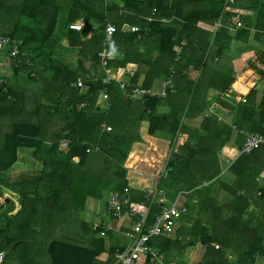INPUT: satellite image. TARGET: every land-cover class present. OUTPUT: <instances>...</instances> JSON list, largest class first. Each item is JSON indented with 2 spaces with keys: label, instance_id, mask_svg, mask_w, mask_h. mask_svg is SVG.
Masks as SVG:
<instances>
[{
  "label": "trees",
  "instance_id": "16d2710c",
  "mask_svg": "<svg viewBox=\"0 0 264 264\" xmlns=\"http://www.w3.org/2000/svg\"><path fill=\"white\" fill-rule=\"evenodd\" d=\"M118 1L120 6L114 0H69L64 4L67 11L59 44L54 39L62 6L59 0H0V34L18 47L16 58L9 59L11 75L22 78L24 85L17 84V79L10 84L3 78L4 91L0 88V186L2 178L12 182L5 185L7 190H0V196L5 194L17 203L16 209L10 206L1 214L5 220H0V251L12 242L17 241L14 246L21 243L24 249L17 264H32L35 257H45L46 264H101L97 258L104 250L109 258L113 256L114 250L105 249L101 238L83 237L87 227L78 215L86 198L100 200L104 194L121 193L126 186L125 168H136L139 155L133 149L137 145L128 152L131 144L141 142L138 128L144 121L147 135L167 133L174 147L165 160V176L159 178L155 189H162L161 182L169 188L182 186L187 191L183 207L187 211L192 207L194 212L191 217L178 218L182 224H190L186 231L177 229L173 239L157 237L149 245L163 256L180 260L186 247L203 246L198 264H263L264 213L253 223L245 213L247 197L238 192H247L255 185L258 171L249 158L264 147L239 155L228 165L227 170L234 175L229 184L218 177L215 154L231 143L239 150L245 134L264 136V92L256 102L253 89L243 104L240 97L235 98L238 103L225 98L234 105L233 111H226L234 115L229 125L202 115L210 101L220 97L215 93L207 100V92L221 93L232 82L216 71L208 76L205 61L218 57L232 41L243 45L250 38L264 41V0H234L228 11L223 8L227 0ZM235 14L241 26L230 31L225 25ZM219 17L222 24L214 35L197 28L199 23H213ZM8 19L12 22L6 26ZM77 20L84 21L81 29L69 30ZM107 23L115 31L106 67L115 77L104 85L97 53ZM123 24L138 27L139 38L121 32ZM73 49H78L82 58L70 68L61 62L60 52ZM84 61L89 62L87 67ZM127 64L135 68L129 71ZM77 79L85 85L84 91L70 87ZM118 81L125 84L123 91ZM250 86V81L244 86L235 82L231 88L245 93ZM137 87L151 91V95L132 97L131 91ZM103 88L107 99L99 106L98 92ZM162 90L164 95L160 96ZM29 102L31 108L26 112ZM199 115L202 118L196 129L182 124V120L191 121ZM229 126L238 134L231 143ZM144 139L146 143L151 140ZM61 142L64 151L60 150ZM21 148L30 149L41 168L10 181L5 173ZM138 183L146 186L143 179ZM28 187L30 191L25 190ZM142 196V191L131 189L132 206H138ZM159 210L160 205L150 201L149 223ZM7 212H14L12 218ZM54 226L60 227V238L50 237ZM39 229L50 237L46 242L35 240ZM80 231L83 235H78ZM100 231L95 227L91 234ZM230 258L235 261L230 263Z\"/></svg>",
  "mask_w": 264,
  "mask_h": 264
},
{
  "label": "crops",
  "instance_id": "0c3cea01",
  "mask_svg": "<svg viewBox=\"0 0 264 264\" xmlns=\"http://www.w3.org/2000/svg\"><path fill=\"white\" fill-rule=\"evenodd\" d=\"M185 4H186L185 6L187 8L190 7V3H185ZM77 21H79V20H77ZM77 21H75V22H77ZM231 22H233V21H231ZM207 24H208V27L206 26ZM218 24H219V26H221L222 17H219V19H217L213 23L201 22L197 25V28L203 29V30L209 32L210 35H214V32L217 31L216 29H217ZM212 25L214 28L212 27ZM204 26H206L207 28H204ZM212 41H213L212 38L209 39L208 46H211ZM62 42L65 43V40H62ZM2 54H3L4 59L0 56V69L7 68V65L9 67V62H10V60L7 59L5 54L4 53H2ZM0 55H1V53H0ZM116 55L117 54H115V57H116ZM242 59L244 61H242ZM84 63L87 65L89 64L88 61H84ZM205 64L207 66V69H206L207 73L206 74L208 76L211 75V73H214L216 71V74L218 73L222 77H228V78H231V80H232L229 87L221 93H218L219 92L218 90L208 91L207 92V100H209V98L212 95H214L215 93L220 94V97L217 100H223L234 108V105L232 103H230L229 101H227L225 98H227L228 100H231V102H233V103H238V100H236L235 98L240 97L242 99L239 100V103L243 104L244 103V97L250 90L253 89L255 91V97L253 99V102H256L257 98L259 97L261 92H264V69L261 67V66H264V47H263L262 41H260V42L252 41L250 38V40L247 42L246 45H243L240 43H234L232 41L230 43L229 47L227 49L223 50L218 57H214L212 59L208 58L205 61ZM127 66H128L129 71L131 70V68L132 69L135 68L133 65H130V64H127ZM252 74H256L257 76H260L258 81L255 80L256 79L255 75L253 76ZM208 76H206V77H208ZM0 77L5 78L7 80L6 77H3V76H0ZM240 77H243L244 80L241 81ZM142 78H143V75H140L139 79L141 80ZM249 81L251 82V86L247 89V91L245 93H241L239 90H237L235 92L231 88V85L235 82L240 83L241 86H244V84H246ZM217 100L212 99L210 101V103L206 106V109L203 111L204 113L202 116H212L217 120L218 123H220V124L224 123L225 125H229V123H231L233 121L234 115L233 114L227 115L228 111L224 110L223 108H222V111L218 110V108L215 105V104H217ZM231 111H233V109ZM215 114L217 116H219V118L222 120H218L215 117ZM202 116L201 115L196 116L191 121H193V120L195 121V118H197V117L201 121ZM142 123L145 124V127H146V125H147L146 122L142 121ZM230 129H231V134H230V143H231V138L232 139L235 138V136H237L238 134L236 133V131L234 130L233 127H230ZM241 132H239V134H241ZM145 135H146V133H145ZM146 137H148V135H146ZM148 138L155 139V140H162V139L151 137V136ZM143 139L144 138H142V140ZM163 141H167V140H163ZM231 145L232 144L224 145L219 151H217L215 154L216 158L219 159L222 154L224 155V157H223L224 160H226L227 158H230L229 153H231V150L233 152L237 151L235 149L236 147H234V146L232 147ZM23 152H27V153L31 154L32 151L30 149H23V148L18 149L16 151V161L10 167V169L5 173L6 177L15 178V181H17L20 178H24L25 175H27L28 173L33 174L32 173L33 169L38 171L39 165L41 168V164L38 161H36L35 159H33L32 157L30 160L23 159L24 158ZM249 159H252L251 164L253 165V168H255L256 171H258V174L255 177V185L252 184V186L250 187V189H248L247 192L240 191V192H238V194H242V195H245L247 197L246 202H247L248 206L245 209V213L252 217V219L254 220L253 223H256V218L258 217V214L264 213V149L255 152L253 154V156H250ZM21 160L26 162V169H24L25 168L24 163H23V166L21 167V164H20ZM72 160H73V162L77 161L75 158ZM244 160L246 161L245 163L247 164L248 163L247 159H244ZM220 164L222 165L221 162H218V165H220ZM34 166H38V167L34 168ZM227 169H228V165H227ZM227 169L223 170L220 168V173H219L218 177H219V179L222 178L221 179L222 181L229 184L233 181L234 175L232 173H230L229 170H227ZM155 170L156 169H154L152 171V173L153 172L155 173L158 171V170H156V171ZM145 171H146V169H145ZM1 180H2V187L0 186V190L5 191L8 188L5 185L6 184L8 185L9 183H12V182H8L6 179H3V178ZM144 181L146 182V186H148V185L150 186V183H149L150 179L148 176H145ZM132 186H133L132 190L141 191V188L144 185L138 184V182L133 181ZM139 186H141V187H139ZM151 187L153 188V190L155 189V186L153 183H152ZM4 188H6V189H4ZM25 190L30 191L31 188L28 187ZM261 192H262L261 197L263 199L259 198V196H260L259 194ZM107 195L109 197L111 195V193H107ZM0 199H1V202L3 199L4 204H6L9 200L10 205H8V206H11V208L13 207V209H14V207H15V209L17 208V203H14L13 199L8 198L5 194H2L0 196ZM180 199L181 198L178 195L177 200H180ZM100 200H94V199H90V198L85 199L83 209L80 211L78 218L81 222L86 224L87 234L83 235L82 232L80 231V232H78V235H83V237H86V238L90 237V236L101 238L104 242V248L105 249L110 248V249L114 250V254H115L118 251H121V249H123L127 244V239L123 236L122 232L127 228L128 224L125 222H122V221L113 220V222L114 221L116 222V225H110L107 222H104V219H102L101 217H98L97 215L91 216V215H94L96 213V211H98L99 206H100V202H99ZM181 204L183 205V202ZM13 213L14 212H10V214H13ZM176 225L177 224H175L172 235L169 236L168 238H170V239L174 238L175 231H176V229H175ZM95 227L101 229V231L98 234L92 235L91 230L95 229ZM263 235H264V228H263ZM12 243H14V242H12ZM197 247H199L200 249L198 248V250H196ZM2 252H5V249ZM202 253H203V249H201V246H199V245L186 247L183 250L181 260L175 258L172 255H164L163 256L164 257V263L165 264H198V262L201 259ZM114 254H113V256H111L109 258L107 251L104 250V252L99 255L97 260L101 264L102 263L104 264L106 262L108 264H117L115 262ZM2 263L3 262H1V264Z\"/></svg>",
  "mask_w": 264,
  "mask_h": 264
},
{
  "label": "built area",
  "instance_id": "2783aa9c",
  "mask_svg": "<svg viewBox=\"0 0 264 264\" xmlns=\"http://www.w3.org/2000/svg\"><path fill=\"white\" fill-rule=\"evenodd\" d=\"M234 0H227L224 4V10H229V6L232 5ZM149 21V20H148ZM231 21L225 25V27L232 31L235 28H239L241 26V22L239 19V15L235 14ZM68 26L69 30L79 31L82 27L84 21H78ZM219 26V24H218ZM138 27L129 26L123 24L120 26V31L123 33H132L138 35ZM115 31L114 26L111 24H105L102 31V42L101 49L97 53V57L99 58L100 66L104 71V77L101 79V83L106 85L111 78L115 77L113 71L107 68V63L111 60V55L108 52V47L110 45V40ZM264 47V41H263ZM0 53H4L8 59H15L18 54L17 43L6 36L0 34ZM17 64V63H16ZM119 88L123 91L124 85L122 82H119ZM6 84V80L0 77V88ZM70 87L78 88L82 91L86 89L85 85L77 79L74 83L70 85ZM170 86H168L169 88ZM164 89V88H163ZM4 91V88H2ZM99 102L103 103L107 99L105 88L101 89L98 93ZM130 95V94H129ZM143 95H151V91H146L143 89H133L131 91L132 97H140ZM164 95V91L162 90L160 96ZM100 103V104H101ZM218 109L222 111V108L215 104ZM109 128L105 127V131H108ZM260 147H264V136L253 133V134H245L243 138V142L236 152L231 154L225 160L226 164L229 165L231 161L236 159L239 155H247L251 152L259 149ZM137 176L136 179L141 176H148L150 179V186H143L141 191L143 192L142 201L138 204V206H132L129 201V192L133 188L132 182L130 178L126 179V186L122 189L121 193L111 194L106 202L105 207L107 212L111 215L113 220L116 221H124L128 224L127 228L122 232L123 236L127 239L126 246L117 253L114 254L115 262L117 264H165L164 257L159 253L158 249L149 245V242L157 237L168 238L172 235L175 224L180 215L186 213V209L183 207L181 203L178 202L177 197L174 201L169 202L165 205V199L163 197V193L160 192L157 200L154 199L155 192L152 185L153 176H149V174H143L142 172L137 170L135 171ZM158 174V171L155 172ZM159 192V191H158ZM150 201L156 202L160 205V210L157 215L153 217V220L148 222V207ZM217 248V246H214ZM4 252L0 251V264L3 260Z\"/></svg>",
  "mask_w": 264,
  "mask_h": 264
},
{
  "label": "rangeland",
  "instance_id": "374dc122",
  "mask_svg": "<svg viewBox=\"0 0 264 264\" xmlns=\"http://www.w3.org/2000/svg\"><path fill=\"white\" fill-rule=\"evenodd\" d=\"M12 1H17V0H12ZM114 1H115V3L117 5L120 6L121 3L118 0H114ZM67 2H69V0H59V3L62 4V6L60 7L61 10L58 12V20L60 22L58 21V24H57V26L55 28V35H54V39L57 42L59 41L60 36L63 35V30H61V28H63L64 27L63 24H65V17H66V11L67 10H66V7L64 6V4H66ZM11 22H12V19L6 20V24H7L6 26H8ZM229 22L231 23V21H229ZM77 23H79V22L77 21ZM206 26L208 27V24ZM206 26H204V28H207ZM58 43L61 44V42H58ZM60 53H61L60 54V57L62 58L61 59V62H63L64 64L69 65L70 68H73L76 65V61L78 59L82 58L81 57V54L79 53V50L78 49H75L74 51H71V52H62L61 51ZM84 53H86V52H84ZM0 56L3 58V54H1ZM82 60H84V58ZM83 65H84V67H87L88 66L85 63H83ZM261 67L264 69V66H261ZM11 74L12 73H11V70L8 67V65H7V68L0 69V76L6 77L7 80H8V83L10 82V84H14V82L17 79V80H19V83H17V84H21L22 86H24L23 85V79L22 78L16 77L14 79ZM252 75L253 76L255 75V78H256L255 80L256 81H258V79L260 78V76H257L256 74H252ZM100 105H103V104L101 103ZM29 108H31V103L30 102L25 104L26 112L29 110ZM218 110H220V109H218ZM215 117L216 118H219V116H217L216 114H215ZM182 122H183L182 123L183 125H185V126L187 125V126H189L191 128L196 129L198 127V125H199L200 120L197 117V118H195V121L193 120V121L190 122V121L182 120ZM145 128H146L145 127V124L141 123L140 126H139V128H138V132H139V136L141 138V142H136V143L131 144L130 149H129V152H128V154L130 152L132 153L133 152V151H131L132 148L135 145H137V147H135L133 149V150H135V152H138V155H139V159L137 160V163L135 164V166L137 165L136 168L134 170L133 169H127V168H125V162H126V159H127L128 154H127V156L125 158V161L123 163V167L126 169L125 178H127V177L130 178V180H131L132 183H133V181H135V182L138 181L139 182L140 179L145 180V177L144 176H141L140 178L136 179L137 174H136L135 171L139 170V171L142 172V175L143 174H149V176L152 175L153 176L152 183L155 186V185H157V182H158L159 178L162 179L165 176L163 174L164 173V170H166L164 168V166H165V160L168 157V154H170L174 150V147L171 144V140H170L171 137L167 133H164V134L156 133V135H154V137L155 138L162 139V140L151 139L149 143L148 142L146 143L145 142V139L142 140V138H145L146 135H147ZM145 133H146V135H145ZM148 137H150V136L148 135ZM151 137H153V136H151ZM163 140H167V141H163ZM172 143L175 144L174 142H172ZM63 144H64V142H61L60 150H62V151L65 150V146ZM233 153L234 152L231 150V153H229V155H231ZM23 154H24L23 155V157H24L23 159L30 160L31 157H32L30 153L23 152ZM223 157H224V155L222 154L219 159L217 158V163L218 162H221L222 165L221 164L218 165V168L220 167L221 169L225 170V169H227V164H226V162H225V160H224ZM143 160H145V161L147 160V161L146 162H143ZM23 163H24V167H25L24 169H26V162L23 161V160H21V162H20L21 167L23 166ZM37 167L38 166H34V168H37ZM220 168H219V170L217 169V171H218L217 173L218 174L220 173ZM38 169H40V165H39V168ZM145 169H146V171H145ZM154 169L158 170V174H156L154 172L152 173V171ZM34 171L36 172V170L33 169V172ZM34 178H35V176L32 179H34ZM9 179H10V181H13L14 180V178H10V177H9ZM160 186L162 187V189L159 188V189L154 190V192H155L154 200H157L158 199L159 194L161 192V193H163V197L166 200L165 201V205H167L169 202L174 201L178 195L181 198L180 200H178V202L179 203H182L183 202L185 193H187V191H185V189H183L182 186H180L181 188L178 187V189L176 187L169 188L165 182H161ZM139 187H141V186H139ZM107 197H108L107 194H104L103 195V197L99 201L100 202V206H99L98 211H96V213L94 215H91V216L97 215L98 217H101L102 219H104V222H107L110 225H116V222L115 221L113 222V219L110 217L111 215L105 209L106 208L105 207V202H106ZM5 206H6V204L3 203V199H2V202H1V199H0V217H1V214L3 212L8 211L10 209V206H7V207H5ZM191 209H192V207L190 208L189 211L186 210V213H185L186 216H184L185 214H182V218H185L187 216L188 217H191L194 214V212L191 211ZM6 216H8V218H12L13 215L12 214H9L7 212L6 213ZM0 220L2 222H4L5 219L0 218ZM122 222H124V221H122ZM181 222H182V219L180 218L177 221V223H176L177 225H176V228L175 229L176 230L177 229L182 230V228H183L182 231H186V229L189 227L190 224H188L187 222H185L184 224H182ZM38 225H39V228L41 229L40 224H38ZM68 227H71V225L68 226ZM59 228L60 227H57V226L52 227L50 229L51 230L50 237L52 236L54 238H60L59 237V231H58ZM40 229H39L38 233L36 235H34V238H35L36 241H38V240L40 241L41 240L43 242H46L50 237H48L47 235L43 234V231H40ZM15 242H17V241H15ZM198 248L199 247H197L196 250H198ZM23 249H24V246L21 243H17L14 246V248H12V250L10 252H8V251L5 252V257L2 260V262H3L2 264H17V262L19 261V260L17 261V259H19V257L22 255ZM201 249H203V246H201ZM34 261L35 262L32 263V264H46L47 259L45 257H41V258L35 257L34 258ZM228 261L231 263V262H234L235 259L230 258Z\"/></svg>",
  "mask_w": 264,
  "mask_h": 264
},
{
  "label": "water",
  "instance_id": "95a60500",
  "mask_svg": "<svg viewBox=\"0 0 264 264\" xmlns=\"http://www.w3.org/2000/svg\"><path fill=\"white\" fill-rule=\"evenodd\" d=\"M217 105H219L221 108H223L224 110H227V111H231L233 109V107L231 105H229L227 102H225L223 100H217ZM13 245H14V243L9 244L5 248V252L8 251Z\"/></svg>",
  "mask_w": 264,
  "mask_h": 264
}]
</instances>
